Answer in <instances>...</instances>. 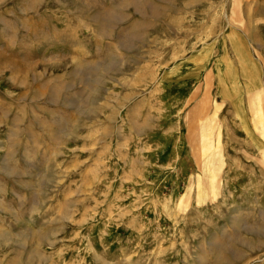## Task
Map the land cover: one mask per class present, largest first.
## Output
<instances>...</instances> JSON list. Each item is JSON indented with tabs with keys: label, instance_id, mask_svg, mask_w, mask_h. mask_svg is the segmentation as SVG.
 Masks as SVG:
<instances>
[{
	"label": "rangeland",
	"instance_id": "obj_1",
	"mask_svg": "<svg viewBox=\"0 0 264 264\" xmlns=\"http://www.w3.org/2000/svg\"><path fill=\"white\" fill-rule=\"evenodd\" d=\"M0 264H264V0H0Z\"/></svg>",
	"mask_w": 264,
	"mask_h": 264
},
{
	"label": "bare ground",
	"instance_id": "obj_2",
	"mask_svg": "<svg viewBox=\"0 0 264 264\" xmlns=\"http://www.w3.org/2000/svg\"><path fill=\"white\" fill-rule=\"evenodd\" d=\"M204 130V129H203ZM202 133H205V132H202ZM203 146V145H202Z\"/></svg>",
	"mask_w": 264,
	"mask_h": 264
}]
</instances>
